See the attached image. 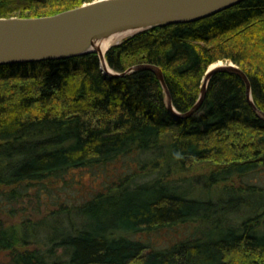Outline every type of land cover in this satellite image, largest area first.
I'll return each mask as SVG.
<instances>
[{"label":"trees","instance_id":"1","mask_svg":"<svg viewBox=\"0 0 264 264\" xmlns=\"http://www.w3.org/2000/svg\"><path fill=\"white\" fill-rule=\"evenodd\" d=\"M88 1L0 0V16L50 15ZM105 60L118 74L103 72L94 51L0 65V213H25L20 203L48 199L74 169L137 162L117 179L100 178L102 188L82 201L56 198L49 217L22 214L0 226V252L11 264H264V119L240 75L214 72L199 107L178 117L151 69L120 74L158 66L182 113L198 100L207 68L232 61L264 112V0L135 33ZM205 161L215 165L206 181L217 195L193 196L173 182ZM184 222L193 223L190 233L163 248L132 236Z\"/></svg>","mask_w":264,"mask_h":264},{"label":"water","instance_id":"2","mask_svg":"<svg viewBox=\"0 0 264 264\" xmlns=\"http://www.w3.org/2000/svg\"><path fill=\"white\" fill-rule=\"evenodd\" d=\"M239 1L241 0H91L50 15L0 16V65L62 59L94 51L98 54L105 73L118 74L108 69L105 60V52L111 45L151 27L207 17ZM112 34L120 36L119 39L101 51L98 40ZM213 64V67L209 66L205 71L198 100L182 113L173 108L158 66L132 65L120 74L137 69H151L164 88L167 108L178 117H187L201 104L208 81L214 72L234 71L245 83L249 104L264 119V112L253 104L246 74L232 61H217Z\"/></svg>","mask_w":264,"mask_h":264},{"label":"rangeland","instance_id":"3","mask_svg":"<svg viewBox=\"0 0 264 264\" xmlns=\"http://www.w3.org/2000/svg\"><path fill=\"white\" fill-rule=\"evenodd\" d=\"M221 62L228 63L229 61ZM135 163L137 164V162H135V157L128 156L115 160V162L109 164L103 170L74 169L73 171L69 172V174L65 175L67 183L62 182L59 187L52 190L50 195L48 196V199H46V197L44 196L41 197V202L38 205H36L34 199L33 202L24 201L20 203V206L18 207H27L24 210L25 213L17 211L15 213L16 216L14 217L7 216L5 213H0V226H5L11 223L17 224L19 222L18 217H21L22 214L29 215L30 217H32V220H38L42 217H45L46 215L48 216L50 211H54L55 209H57L55 206L56 198H58V200L65 199L69 200V202L75 203L82 201L83 199L91 196L97 190H100L102 188L105 182L102 183L100 178H106L109 180L112 176L113 179H117L118 176L132 171L135 168ZM214 167L215 165L212 162L205 161L197 163L194 167L188 170L173 174L171 178L176 184H180L183 187L185 186L186 188H188V192L193 196H215L218 194V189L216 187L209 186L206 181V174ZM250 174H247V176ZM152 176L153 175L142 177L141 175L138 177V181L149 179ZM252 177L257 179L255 174H252L251 178ZM227 183L229 184L230 181H227ZM245 195L250 198L249 200L251 201L255 199L254 195ZM54 200L55 202L53 203ZM31 206H33V212H31ZM36 209L37 211H34ZM44 224L47 225L46 222H44ZM192 228L193 223L184 222L166 227H160L159 229H154L151 231H141L135 234L133 233L132 236L146 242L149 245V248H163L170 245L178 238L189 234ZM33 246H35L33 243H29L27 245L28 248H32ZM0 264H11L10 257L6 251L0 252Z\"/></svg>","mask_w":264,"mask_h":264},{"label":"bare ground","instance_id":"4","mask_svg":"<svg viewBox=\"0 0 264 264\" xmlns=\"http://www.w3.org/2000/svg\"><path fill=\"white\" fill-rule=\"evenodd\" d=\"M119 37L120 36H118V35H116V34H112V35H109V36H107V37H105V38H103V39H100V40H98L97 42L99 43V46H100V48H101V51H104L105 49H106V47L110 44V43H112L114 40H117V39H119ZM215 63V62H214ZM218 64V63H217ZM215 64H213L212 63V65H210V67H213ZM107 66H108V64H107ZM108 69H110L109 68V66H108Z\"/></svg>","mask_w":264,"mask_h":264}]
</instances>
